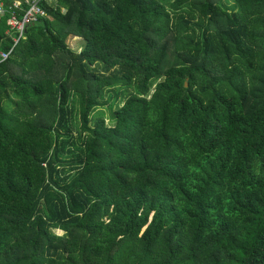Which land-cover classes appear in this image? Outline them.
<instances>
[{"label":"trees","instance_id":"obj_1","mask_svg":"<svg viewBox=\"0 0 264 264\" xmlns=\"http://www.w3.org/2000/svg\"><path fill=\"white\" fill-rule=\"evenodd\" d=\"M56 2L0 58V264H264V0Z\"/></svg>","mask_w":264,"mask_h":264},{"label":"built area","instance_id":"obj_2","mask_svg":"<svg viewBox=\"0 0 264 264\" xmlns=\"http://www.w3.org/2000/svg\"><path fill=\"white\" fill-rule=\"evenodd\" d=\"M42 0H27V8L23 7L22 2H15L13 8L8 11L0 0V20L9 14L10 32L15 35L14 46L8 52H0L2 61H6L13 54L16 45L23 39L30 26L38 23L41 19L47 17V12L41 7L40 3ZM46 1V0H44Z\"/></svg>","mask_w":264,"mask_h":264},{"label":"rangeland","instance_id":"obj_3","mask_svg":"<svg viewBox=\"0 0 264 264\" xmlns=\"http://www.w3.org/2000/svg\"><path fill=\"white\" fill-rule=\"evenodd\" d=\"M222 2L226 6L231 5L229 3V0H222ZM52 6L54 7L57 6L54 0H53ZM65 44L72 51L78 52L85 46V40L83 38L69 36L66 39ZM130 93H132V89H129V90L119 89L117 92L111 91V93L106 96L105 102H107V106L102 109H99V112L97 113V115L103 114V118L106 119L107 125L113 127L114 124L111 123L110 121L111 114L118 108L119 105H120L119 107L123 106L124 102L126 101L127 96L130 95ZM116 96H118L117 100H116ZM52 234L58 237H63L65 235L64 233L59 232V231H52Z\"/></svg>","mask_w":264,"mask_h":264},{"label":"crops","instance_id":"obj_4","mask_svg":"<svg viewBox=\"0 0 264 264\" xmlns=\"http://www.w3.org/2000/svg\"><path fill=\"white\" fill-rule=\"evenodd\" d=\"M1 1H2L3 3H5L3 0H1ZM54 1H55V3H57L56 0H54ZM15 2H21V1L16 0ZM15 2H14V3H15ZM46 2L49 3L50 5H53V0H48V1L46 0ZM14 3H13V4H14ZM5 6H6V5H5ZM9 31H10V29L8 30V33H9ZM10 33H11V32H10ZM12 35H13V33H12ZM14 37H15V35H13V39H14ZM13 42H14V40H13ZM10 57H11V56H10ZM0 58H1V57H0ZM1 61H2V59H1Z\"/></svg>","mask_w":264,"mask_h":264}]
</instances>
